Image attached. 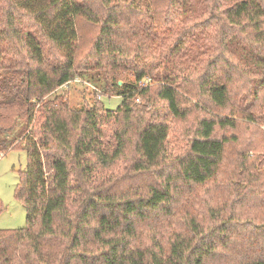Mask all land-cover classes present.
Returning <instances> with one entry per match:
<instances>
[{"label": "trees", "instance_id": "trees-1", "mask_svg": "<svg viewBox=\"0 0 264 264\" xmlns=\"http://www.w3.org/2000/svg\"><path fill=\"white\" fill-rule=\"evenodd\" d=\"M83 23L95 29L87 51ZM194 39L208 53L195 54ZM181 53L193 57L188 67L173 63ZM89 71L103 75L104 93L123 96L117 108L47 97ZM180 90L202 114L176 152L171 132L190 110ZM240 118L264 125V0H0V155H27L16 188L26 225L0 229V264H210L242 227L249 254L219 264H264V151L241 153L231 199L172 221L218 179Z\"/></svg>", "mask_w": 264, "mask_h": 264}, {"label": "rangeland", "instance_id": "rangeland-1", "mask_svg": "<svg viewBox=\"0 0 264 264\" xmlns=\"http://www.w3.org/2000/svg\"><path fill=\"white\" fill-rule=\"evenodd\" d=\"M142 18L147 19L148 13ZM182 21V17L177 18L176 27H174L175 31L182 27L179 24ZM81 30L80 45L82 49L87 51L92 40V35L95 33V29L91 25L83 23ZM175 39L176 38L174 37V40ZM209 42H213L212 37ZM212 45L213 43H211V46ZM191 48L194 49L193 52L195 54L198 52V50L208 53L207 47L202 45L200 41L196 39H194ZM200 56L195 58L197 69L200 67ZM176 61L180 66L188 67L193 61V57L189 55L185 56L183 53H181L173 59V63ZM91 72L94 71H89L88 74L83 75L75 74L70 82L57 87L47 97H54L56 95L64 96L65 98L69 99L70 104L74 107H80L87 103H91L95 97H99L106 108H117V106L122 101L123 96L118 94L110 95L104 93L103 89L105 86V79L103 75H99L98 73H95L94 75ZM242 75L244 80L240 86L246 88L251 85V76L249 72H239L238 77ZM126 76L129 79H133L135 77L131 72H127L125 74V77ZM155 82L156 81L154 79L146 77L143 79L142 84H154ZM180 92L183 103L188 105L190 110L186 118L176 120L174 128L171 132L169 146L172 151L176 152H180L186 147L187 140L193 133L197 119L202 114L199 110V105L201 104L199 103L198 99L195 98V95L186 93L183 90H180ZM153 100L154 105L160 108L161 111L163 107L162 101L155 95L153 96ZM240 121L241 122L238 124L237 128L233 130L235 133L233 140L227 143L225 160L218 179L209 185L198 188L197 194L194 195L193 201L191 200L188 204H186V202L179 204L180 210L183 213H181L182 215H179L180 217H175L172 220L174 226H181L182 219L187 213L189 214L192 212H198L202 214L203 211L207 210L209 203L225 202L231 199L232 193H235V188L231 183V175L238 169L237 163L241 157V153L245 152L247 154L248 152L246 148H254L258 151H264V125L258 124L256 121H251L252 124H246V122L249 120L245 118H240ZM115 128L116 123L114 121H110L107 127L103 130L104 142L112 141L113 131ZM219 132L220 131H218V133ZM44 156L45 162L48 164L53 156V152L44 151ZM26 163L27 155L26 151L23 149H12L5 154L0 155V201L3 205V209L0 212V229H16L26 225V208L22 200L16 196V188L19 182V173L21 170L25 169ZM127 165L128 160H123L119 165H117V171H125ZM137 179L141 180L139 178ZM137 179L135 178L134 181L138 183ZM143 180L145 181V178H143ZM258 191L262 194L264 193V182H261V185L258 186V190L256 191L257 196L261 197L262 194H258ZM191 195L192 192L190 196ZM250 198L248 197L247 199L249 200ZM246 202L248 203L250 201ZM185 210L187 211L186 213H184ZM205 215L208 217V213ZM249 232L250 228L247 227L237 228L231 232V240L226 249L221 253L220 256H218L221 257L219 259L224 262L222 258H227L231 262L233 259L241 258L243 254H249L252 248V245L250 244L252 241ZM161 236L162 235L159 234L157 238ZM59 242L60 241H55L54 245H59ZM220 250L222 249H219V251ZM233 254H237L238 258L232 256ZM21 258L23 257L21 256ZM219 259L214 258L210 264H219Z\"/></svg>", "mask_w": 264, "mask_h": 264}, {"label": "water", "instance_id": "water-1", "mask_svg": "<svg viewBox=\"0 0 264 264\" xmlns=\"http://www.w3.org/2000/svg\"><path fill=\"white\" fill-rule=\"evenodd\" d=\"M120 82H122V81H120Z\"/></svg>", "mask_w": 264, "mask_h": 264}]
</instances>
